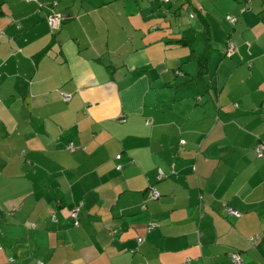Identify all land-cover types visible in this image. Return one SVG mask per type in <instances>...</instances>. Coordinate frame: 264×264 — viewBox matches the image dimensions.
I'll use <instances>...</instances> for the list:
<instances>
[{
  "label": "crops",
  "instance_id": "1",
  "mask_svg": "<svg viewBox=\"0 0 264 264\" xmlns=\"http://www.w3.org/2000/svg\"><path fill=\"white\" fill-rule=\"evenodd\" d=\"M182 2L0 0V264H264V0Z\"/></svg>",
  "mask_w": 264,
  "mask_h": 264
},
{
  "label": "built area",
  "instance_id": "2",
  "mask_svg": "<svg viewBox=\"0 0 264 264\" xmlns=\"http://www.w3.org/2000/svg\"><path fill=\"white\" fill-rule=\"evenodd\" d=\"M162 1L167 2L168 0H162ZM228 19L231 22H233V19H231V18H228ZM47 20H48V23H49L51 28H56L62 21L60 15H53L51 17H48ZM230 52H232V51L230 50ZM67 100H69V98H67ZM68 148H69V150L73 151L75 149V145L73 143H70ZM263 150H264V145H259L258 148H257V153H258L259 156H262V151ZM159 197H160V194L156 190H154L153 191V198L154 199H158ZM78 211L79 210L76 209V211L73 213V216H77L76 214H77ZM228 212L232 216H237L238 215V213L234 209H231V208L228 209ZM155 227H157V224L152 223L149 228L153 229ZM250 240H251V242L257 243V241L260 240V236L252 237ZM141 241L142 240L139 239V242H141ZM231 257L233 259L234 264H244V261L242 260V258H241L239 253H237V252L233 253L231 255Z\"/></svg>",
  "mask_w": 264,
  "mask_h": 264
},
{
  "label": "trees",
  "instance_id": "3",
  "mask_svg": "<svg viewBox=\"0 0 264 264\" xmlns=\"http://www.w3.org/2000/svg\"><path fill=\"white\" fill-rule=\"evenodd\" d=\"M158 1H160V4L162 5V9H161V13L162 14H164V15H167L168 13L170 14L171 12H172V14L175 16V14L177 13V12H179V11H181V10H183V8H184V3L182 2V1H184V0H168L167 2H164V1H162V0H158ZM248 2H250V0H247ZM177 2L178 3H180V2H182V4L179 6V7H177V8H175V10L174 11H172V8H173V5L174 4H177ZM176 12V13H175ZM231 19H233V24L234 23H236V22H234V18H231ZM63 22V21H62ZM61 22V23H62ZM185 144V142H183V144L182 145H184ZM260 145H264L263 143L262 144H260ZM258 148V147H257ZM256 151H257V149H256ZM263 155V154H262ZM260 240H261V236H260Z\"/></svg>",
  "mask_w": 264,
  "mask_h": 264
},
{
  "label": "rangeland",
  "instance_id": "4",
  "mask_svg": "<svg viewBox=\"0 0 264 264\" xmlns=\"http://www.w3.org/2000/svg\"><path fill=\"white\" fill-rule=\"evenodd\" d=\"M255 236H260V235H255ZM255 236H252V237H255ZM252 237H250V239H251Z\"/></svg>",
  "mask_w": 264,
  "mask_h": 264
}]
</instances>
